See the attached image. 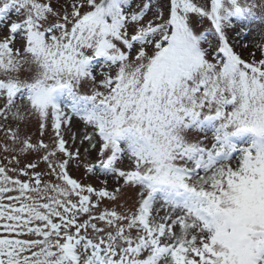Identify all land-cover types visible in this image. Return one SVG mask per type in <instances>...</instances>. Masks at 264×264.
<instances>
[{
	"label": "snow or ice",
	"instance_id": "6c2138e0",
	"mask_svg": "<svg viewBox=\"0 0 264 264\" xmlns=\"http://www.w3.org/2000/svg\"><path fill=\"white\" fill-rule=\"evenodd\" d=\"M257 10L0 0V264H264Z\"/></svg>",
	"mask_w": 264,
	"mask_h": 264
},
{
	"label": "rangeland",
	"instance_id": "374dc122",
	"mask_svg": "<svg viewBox=\"0 0 264 264\" xmlns=\"http://www.w3.org/2000/svg\"><path fill=\"white\" fill-rule=\"evenodd\" d=\"M236 23V27L240 28L241 24H243L246 28V31L243 36V41L248 44V50L244 51V58H248V53L254 50V45L264 44V19L260 18V12L257 10V14L254 17L246 18L243 21ZM203 27H208V21L204 22ZM235 29L231 30L229 35L233 36ZM240 45H237V51H240ZM31 132L35 133L36 128L33 124L30 129ZM45 140H47V136H45Z\"/></svg>",
	"mask_w": 264,
	"mask_h": 264
}]
</instances>
